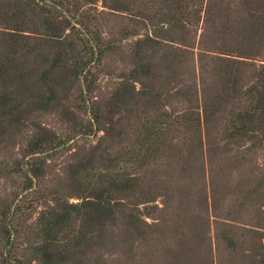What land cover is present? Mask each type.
Segmentation results:
<instances>
[{
  "label": "trees",
  "instance_id": "obj_1",
  "mask_svg": "<svg viewBox=\"0 0 264 264\" xmlns=\"http://www.w3.org/2000/svg\"><path fill=\"white\" fill-rule=\"evenodd\" d=\"M98 1L105 3L0 0V132L39 110L54 107L62 112L70 100L89 124H99L101 109L93 94L101 78L122 76L141 84L167 69L169 58L181 52L195 66L181 94L184 112L176 122L202 146L207 125L217 120L221 142L248 146L247 152L263 160L241 204L261 197V209L255 210L261 214L259 222L243 224L264 242V0H241L247 19L236 22L221 7L222 0L213 5L208 0H139V7L136 0H110L104 5L109 16L126 15L139 27L122 28L110 38L103 32L105 11L99 10ZM130 40L133 45H124ZM112 58L130 66L127 73L118 75L106 65ZM170 118H159L152 128L156 143L174 122ZM64 145L51 130L36 124L21 158L0 162L1 177L14 184V197L28 204L26 215L40 209L35 220L16 222L22 211L17 202L0 205V264H91V254L113 241L111 228L117 223L141 231L142 219L134 209L109 195L134 190L132 179L124 174L96 187L103 178L101 170L89 169L80 180L89 199L80 203L39 187L48 159ZM29 194L36 197L29 201ZM225 239L236 246L231 236ZM262 242L252 246L257 264H264Z\"/></svg>",
  "mask_w": 264,
  "mask_h": 264
},
{
  "label": "rangeland",
  "instance_id": "obj_2",
  "mask_svg": "<svg viewBox=\"0 0 264 264\" xmlns=\"http://www.w3.org/2000/svg\"><path fill=\"white\" fill-rule=\"evenodd\" d=\"M239 2L221 3L235 22L247 19L245 6ZM109 3L110 0L96 3L99 10L105 11L106 38L117 36L122 28L139 30L126 15L109 16L104 7ZM208 3L213 5L216 0ZM135 5L139 7V0ZM105 63L118 75L130 69L117 58ZM193 66L189 56L176 52L166 63L167 69L142 79L141 84L129 83L122 76L105 75L96 83L93 94L101 109L99 124H89L70 100L63 113L54 107L39 110L0 132V162L21 158L36 124L65 142L48 159L39 187L69 203L89 199L80 180H85L91 168L101 170L103 176L95 182L96 187L105 186L107 178L114 175L124 174L132 179L133 191L109 195L134 209L142 219L141 231H130L117 223L111 228L113 241H106L91 254V264H257L259 257L252 246L262 240L249 234L243 223L259 222L261 214L255 210L261 209L262 199L256 197L243 204L241 201L246 195L245 187L252 184V174L257 175L263 160L257 153L247 152L248 146L221 142L217 120L207 125L202 146L193 140L192 132L177 124L175 117L182 115L185 108L181 94L192 80ZM210 78L205 76V81L208 83ZM114 106L119 109L114 110ZM167 115L174 122L156 143L152 128ZM82 131L84 134H80ZM14 180L21 185L19 177ZM13 186L12 181L0 175V205L17 202L22 211L15 221L35 220L40 209L35 207L26 215L28 204L17 201ZM26 197L31 201L36 194ZM226 236L235 240V247L228 245Z\"/></svg>",
  "mask_w": 264,
  "mask_h": 264
}]
</instances>
